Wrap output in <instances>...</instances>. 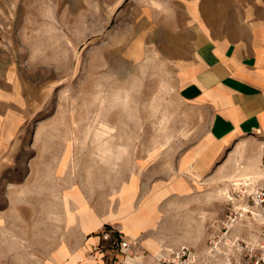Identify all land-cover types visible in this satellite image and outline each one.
<instances>
[{"label":"rangeland","instance_id":"374dc122","mask_svg":"<svg viewBox=\"0 0 264 264\" xmlns=\"http://www.w3.org/2000/svg\"><path fill=\"white\" fill-rule=\"evenodd\" d=\"M141 15L118 26L104 0H0V150L15 149L0 164L11 182L26 185L27 204L63 191L87 201L81 215L91 228L82 233L78 214L73 264H159L163 251L179 247L202 257L231 213L257 210L248 195L264 185V136L228 145L202 178L184 173V155L208 142L207 115L178 97L159 53L145 44ZM105 142L119 155L104 157ZM251 166L261 176L242 185ZM131 218L134 236L125 232ZM34 223L28 234L39 237ZM258 227L254 216L240 215L222 243L257 242ZM43 232L42 239L50 234ZM55 239L65 242V234ZM52 255L27 250L4 263L53 264Z\"/></svg>","mask_w":264,"mask_h":264},{"label":"crops","instance_id":"0c3cea01","mask_svg":"<svg viewBox=\"0 0 264 264\" xmlns=\"http://www.w3.org/2000/svg\"><path fill=\"white\" fill-rule=\"evenodd\" d=\"M106 3L108 9L114 8L118 26L126 15L132 14V19L142 14L145 44L159 53L178 97L207 115L208 142L184 155V173L202 178L228 145L245 137L264 136V0H104ZM144 35L140 33L138 38ZM14 150L4 148L0 155H10ZM6 165L0 164V264L13 258L11 253L27 250L52 252L55 264L58 257L60 264H73L70 239L75 233L74 220L79 218L74 211L79 203H75L73 191L72 195L63 191L61 199L51 195L49 201L39 193L27 204L26 185L21 186L20 180L11 182L10 171H4ZM68 180L60 178L61 184ZM186 186L191 185L186 182ZM84 204L88 205L83 199ZM153 210L150 207L148 212L155 215ZM149 220L153 224L155 218ZM33 221L41 237L28 234L27 226ZM135 223L131 218L127 224L129 230L125 232L130 236L137 233ZM79 225L82 233L91 228L87 217ZM43 226L50 232L44 239ZM62 234L65 242H57L55 237ZM117 237L122 239L121 234ZM47 238H51L50 243L43 246ZM134 260L137 258L129 262L135 264Z\"/></svg>","mask_w":264,"mask_h":264},{"label":"built area","instance_id":"2783aa9c","mask_svg":"<svg viewBox=\"0 0 264 264\" xmlns=\"http://www.w3.org/2000/svg\"><path fill=\"white\" fill-rule=\"evenodd\" d=\"M248 198L256 206L255 212L231 213L224 227L225 233L215 236L209 242L208 252L200 257L187 247H179L169 251H163L156 261L159 264H264V185L259 186ZM255 213V214H254ZM249 214L258 221L257 242H248L243 239L226 240L227 231L239 221L240 215ZM129 244H120V250L125 253ZM228 249V252H223ZM235 251V253L233 252ZM164 253V254H163Z\"/></svg>","mask_w":264,"mask_h":264},{"label":"bare ground","instance_id":"6f19581e","mask_svg":"<svg viewBox=\"0 0 264 264\" xmlns=\"http://www.w3.org/2000/svg\"><path fill=\"white\" fill-rule=\"evenodd\" d=\"M110 131H111V128H108V127H105L104 128V132H106L107 134H109L110 133ZM109 144L107 143V142H105V144H104V148L101 150V153L104 155V157H106L107 159L108 158H113V157H115L116 155H119V154H116L115 152H113L110 148H109V146H108ZM245 173H242V175H240L239 177L242 179V185H248V184H252V182L254 183V181L255 180H253V179H258L261 175V173H259L258 171H257V168H254V166H251V167H248V168H246V170L244 171ZM238 177V178H239ZM235 181V183H234V185L237 187V188H239L240 187V185H241V183H239V181L240 180H234ZM247 182H250V183H247ZM225 193V195L227 196V197H230V195H228V193L226 192V190L224 191ZM75 196H76V194H75ZM184 197V196H183ZM230 199H232V198H230ZM74 201H75V203L78 205V203H79V206H76L77 207V209H75V213H79V215H80V217H81V213H82V211H83V209H85L86 207H87V205L86 204H84V206H82L81 205V197H79V198H74ZM72 202V201H71ZM66 206H67V203H66ZM72 206V205H71ZM177 208H179V207H177ZM187 212L188 213H190V215L191 216H193L192 215V211L191 210H187ZM69 215V223H71L72 222V219H73V216L69 213L68 214ZM52 216H54V215H52ZM85 217H87V219H88V222L91 224V222H90V217H89V215L87 216H85ZM191 221H193L194 222V220L193 219H191ZM187 224H188V222H187ZM77 225V224H76ZM50 248V247H49ZM134 262H135V264H139L140 263V261H138V260H134Z\"/></svg>","mask_w":264,"mask_h":264}]
</instances>
